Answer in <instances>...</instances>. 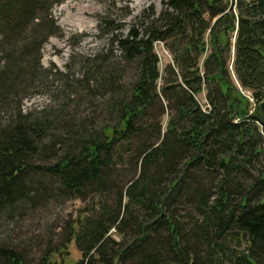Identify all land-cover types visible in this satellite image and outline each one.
I'll return each instance as SVG.
<instances>
[{
	"label": "trees",
	"instance_id": "1",
	"mask_svg": "<svg viewBox=\"0 0 264 264\" xmlns=\"http://www.w3.org/2000/svg\"><path fill=\"white\" fill-rule=\"evenodd\" d=\"M63 1L0 0V220L80 204L0 235V264H264V0H164L127 32L105 11L77 77L41 62Z\"/></svg>",
	"mask_w": 264,
	"mask_h": 264
},
{
	"label": "rangeland",
	"instance_id": "2",
	"mask_svg": "<svg viewBox=\"0 0 264 264\" xmlns=\"http://www.w3.org/2000/svg\"><path fill=\"white\" fill-rule=\"evenodd\" d=\"M164 0H64L53 8V15L60 27L59 32L49 37L42 49V65L44 68L59 70L77 77L82 69L83 56L90 55L96 51L107 48V41L103 38L99 29V16L105 11L110 13L113 20L111 26L118 25L123 18L125 22L124 31L133 23L137 16L144 10L154 8L158 13L162 9ZM161 63V70L171 61V55L163 43L157 42ZM46 85L30 90L31 97L25 98L23 108H41L55 101L56 88H60L62 82L59 78H49V81L41 78ZM204 94H200L204 108L207 107ZM57 95V94H56ZM54 96V97H53ZM59 99V96L58 98ZM65 102V101H64ZM63 102V103H64ZM166 119V118H165ZM78 201H70L59 205L51 210L50 214L43 213L35 218H28L24 223L5 225L0 220V235L5 239L17 243L27 240L32 232L45 233V239L49 240L53 233L59 231V225H63L69 217V213L79 206ZM52 209V208H51ZM52 215L54 217H52ZM3 233V234H2ZM80 257V253H76Z\"/></svg>",
	"mask_w": 264,
	"mask_h": 264
}]
</instances>
